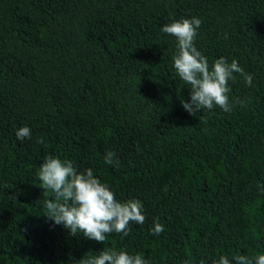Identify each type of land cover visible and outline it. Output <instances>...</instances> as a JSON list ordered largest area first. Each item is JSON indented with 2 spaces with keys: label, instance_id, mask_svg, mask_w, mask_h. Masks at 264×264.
I'll return each instance as SVG.
<instances>
[{
  "label": "trees",
  "instance_id": "16d2710c",
  "mask_svg": "<svg viewBox=\"0 0 264 264\" xmlns=\"http://www.w3.org/2000/svg\"><path fill=\"white\" fill-rule=\"evenodd\" d=\"M193 17L209 65L224 57L252 76L233 74L231 111L182 106L191 89L162 28ZM48 156L139 200L145 223L104 243L55 224L37 175ZM104 249L148 264L264 254V0H0V264H76Z\"/></svg>",
  "mask_w": 264,
  "mask_h": 264
},
{
  "label": "clouds",
  "instance_id": "9594fccd",
  "mask_svg": "<svg viewBox=\"0 0 264 264\" xmlns=\"http://www.w3.org/2000/svg\"><path fill=\"white\" fill-rule=\"evenodd\" d=\"M201 23L199 18H182L162 28L164 33L174 36L177 41V51L172 58L174 69L191 89V102L182 100V106L192 115L201 109L212 110L214 107L231 111L229 81L235 79L233 74H241L248 85L252 83V76L245 73L237 61L229 63L224 57L217 59L214 65H209L207 57L195 46ZM31 134L27 126L16 132L17 139L21 141L31 139ZM36 142L44 144L42 138ZM115 155L113 151L107 152L105 162L111 164ZM37 175L41 188L54 193V198L44 203L47 209L45 215L55 224L69 229L72 235L81 233L86 239L104 243L107 234L122 233L123 237H127L130 223H145L143 204L139 200L118 201L115 192L102 183L91 168L79 171L71 160L48 156ZM163 230L159 222L151 229L154 235L161 234ZM233 260L235 264H264V254L257 256L255 261L243 255H236ZM76 264H148V261L140 254L104 249L98 255L76 261ZM214 264L231 262L227 256L221 255Z\"/></svg>",
  "mask_w": 264,
  "mask_h": 264
}]
</instances>
